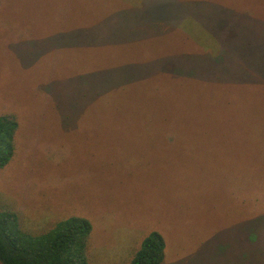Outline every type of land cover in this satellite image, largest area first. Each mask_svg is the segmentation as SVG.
Listing matches in <instances>:
<instances>
[{
    "label": "rangeland",
    "instance_id": "obj_1",
    "mask_svg": "<svg viewBox=\"0 0 264 264\" xmlns=\"http://www.w3.org/2000/svg\"><path fill=\"white\" fill-rule=\"evenodd\" d=\"M0 115L1 207L38 231L89 218V264H125L153 230L163 264L264 255L246 231L264 211V0H0Z\"/></svg>",
    "mask_w": 264,
    "mask_h": 264
},
{
    "label": "trees",
    "instance_id": "obj_2",
    "mask_svg": "<svg viewBox=\"0 0 264 264\" xmlns=\"http://www.w3.org/2000/svg\"><path fill=\"white\" fill-rule=\"evenodd\" d=\"M162 73L182 85L186 81L192 83L195 78L193 71H186L174 62L164 65ZM216 78L220 79L221 76L217 75ZM153 88L160 86L156 84ZM13 119L10 115H0V167L5 166L15 154L13 131L16 124ZM251 190L255 189L249 191ZM260 200L259 198L255 203L257 210L248 217L246 231L251 244L260 241L264 248V211L260 212ZM251 222L255 223L250 227ZM92 231V221L78 216L60 219L50 228L38 231L26 225L25 219L17 210L15 212L9 207L4 209L0 205V263L89 264ZM165 249V237L160 231L153 230L143 238L125 264H163ZM251 264H264V255H258Z\"/></svg>",
    "mask_w": 264,
    "mask_h": 264
},
{
    "label": "crops",
    "instance_id": "obj_3",
    "mask_svg": "<svg viewBox=\"0 0 264 264\" xmlns=\"http://www.w3.org/2000/svg\"><path fill=\"white\" fill-rule=\"evenodd\" d=\"M151 232V231H150Z\"/></svg>",
    "mask_w": 264,
    "mask_h": 264
}]
</instances>
